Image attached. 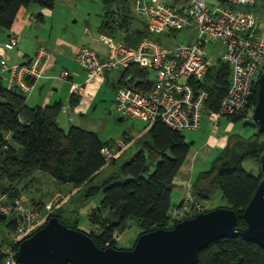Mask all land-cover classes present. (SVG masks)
Wrapping results in <instances>:
<instances>
[{"label":"trees","instance_id":"1","mask_svg":"<svg viewBox=\"0 0 264 264\" xmlns=\"http://www.w3.org/2000/svg\"><path fill=\"white\" fill-rule=\"evenodd\" d=\"M56 2L57 0H0V27L11 29L21 9L25 7L38 5L53 9ZM103 2L108 9L113 5H118L120 9L107 12L103 26L101 25L104 28L102 33L111 34L130 46H136L149 36L146 25L135 15L133 6L128 4L129 0ZM116 14L121 16L119 24L114 18ZM177 31L182 30H173V33ZM128 73L133 74L132 81L137 88L149 90L153 86L154 80L150 71L136 65L125 71L119 85L124 83ZM231 81L230 64L219 61L211 67L206 82L211 96L205 105L204 116L220 110ZM253 90L250 105L245 112L224 116L234 123L249 119L250 115L251 119L245 121V125L256 128L252 137L247 139L231 134L230 144L219 153L211 163L210 169L201 173L192 190L195 200H208V194L214 187L220 188L229 203L224 207L238 213V225L242 227L247 225L244 218L245 208L263 177L259 161L264 152V132L259 131V125L252 115L258 100L257 81ZM62 109V102L33 107L28 104L24 93L9 89L0 78V194H8L11 201L25 194L35 206L44 208L50 196L48 192H39L37 195L27 193L30 187H35L34 184L43 183L45 177L37 179V173H41V177L50 175L62 184H72L75 191L87 185V196H93L103 190L100 205L89 213L94 228L85 231L102 249H125L117 244L120 235L129 227L130 218L137 219L140 236L159 228H172L176 223L196 216L198 211L194 206L181 218L174 215L182 208L181 204L172 200L174 181L192 149L184 132L167 126L161 120L152 125L145 122L148 138L141 150L118 171L106 176L99 184H94L105 166L116 162L119 157L108 162L102 152L104 147L112 148L114 143L104 141L97 132L80 126L72 125L69 130L63 129L59 125ZM126 139L129 140V137ZM240 142L251 143L256 151L244 153L235 168H222L224 162L231 161L242 153H235L234 156L233 148ZM247 157L259 165L257 173L244 167L243 162ZM151 166H155L152 173ZM38 189L41 187L36 188ZM64 203L51 213L50 218L58 216L69 227L80 229L76 220L79 216H74L73 219L64 216ZM8 219L10 234L16 227L15 220L12 215L0 213V223ZM9 234L0 242V264L4 262L2 247ZM139 236L132 247L126 249H132ZM198 264H264V247L241 236L221 238L201 251Z\"/></svg>","mask_w":264,"mask_h":264},{"label":"built area","instance_id":"2","mask_svg":"<svg viewBox=\"0 0 264 264\" xmlns=\"http://www.w3.org/2000/svg\"><path fill=\"white\" fill-rule=\"evenodd\" d=\"M257 1L133 0V11L149 32L194 28L197 31L195 40L166 47L151 36H146L136 46H130L111 34L101 33V39L107 43L106 58L92 48L83 47L77 54V60L89 76L110 69L119 70L124 75L133 65L149 70L154 80L149 90L137 88L132 81L133 74L128 73L124 78V83L116 91L115 102L119 114L151 125L161 120L167 126L184 132L198 130L202 126L205 105L211 96L206 86L213 66L209 46L220 41L224 52L219 60L232 67V81L220 110L209 114L214 132H217L222 117L246 111L255 82H258L264 70V28L259 27L256 14L250 10ZM114 18L117 24L121 22V16L115 15ZM10 45L16 47L18 38L13 37ZM50 55V49L41 46L24 65L10 66L2 61V73L10 76L9 89L29 91L30 85L23 79L24 75L29 79L42 77ZM152 71L155 72L154 76ZM62 76H69V72L64 71ZM73 93L83 96L86 84H74ZM102 152L108 162L119 155V152L107 146ZM67 199L63 192L56 191L48 197L44 208H39L25 194L14 201L10 200L8 194H0V213L12 215L16 223L2 247L3 264H21L16 258L20 244L45 226L51 213ZM195 204L198 212L206 210L201 204ZM190 206V202L186 203L174 215H185L191 210Z\"/></svg>","mask_w":264,"mask_h":264},{"label":"crops","instance_id":"3","mask_svg":"<svg viewBox=\"0 0 264 264\" xmlns=\"http://www.w3.org/2000/svg\"><path fill=\"white\" fill-rule=\"evenodd\" d=\"M70 2L72 0L68 3ZM54 15L55 12L50 8L32 5L21 9L11 29L6 30L0 27V78L9 88L10 76L2 73V61H6L10 66L24 65L33 58L41 46L48 47L51 55L46 63L42 77L29 79V76L24 75L23 79L29 83L30 90L24 91L20 88V91L25 94L28 104L33 107H45L56 102H62L63 109L59 121L63 122L64 126L76 125L95 131L103 140L100 131H98V123L108 121L113 111L119 114L115 100L123 72L110 69L101 74L89 76L87 70L77 60V54L83 47L92 48L102 58H106L107 43L101 39V36L96 40L95 44L89 42L87 45L90 46H83L85 44L77 46L59 35L56 38L55 48L51 49L45 42H48L53 35L52 23ZM89 30L90 28L87 29L88 33ZM102 32L101 28L99 33ZM13 37L18 38L16 47H11L10 45ZM74 37L76 38L77 35H74ZM100 40L105 43L106 49L100 46ZM64 71L69 72V76L63 77ZM77 83L86 84V93L83 96H76L73 93V85ZM125 118L127 117H121V119ZM135 121L144 123L145 131L142 134H145L147 124L141 120ZM204 121L200 129L189 130V135L193 136V139L190 141L187 138V140L192 144V149L174 181L172 200L173 202L174 200H180L175 202L176 204H181L183 200L190 198L196 199L192 195V190L196 181L195 170L197 165L203 166L200 170L205 169L211 158L217 157L230 144V135L234 127L233 122L228 121L225 129H222L221 125L218 132H213V135H209V124ZM195 132H200L201 136L195 138L193 135ZM126 137L128 135L123 137L124 142L127 141ZM104 141L113 142L112 139ZM112 148H115V144ZM51 193L50 191L49 194Z\"/></svg>","mask_w":264,"mask_h":264},{"label":"water","instance_id":"4","mask_svg":"<svg viewBox=\"0 0 264 264\" xmlns=\"http://www.w3.org/2000/svg\"><path fill=\"white\" fill-rule=\"evenodd\" d=\"M258 85L253 116L259 131L264 132V70ZM233 149L234 156L242 153L224 162L222 168L233 169L244 153L256 151L251 143L242 142ZM259 163L263 177L245 208V227L238 225L239 215L235 210L218 207L199 212L172 228L143 233L132 249H102L88 233L69 227L53 216L20 244L16 258L21 264H198L201 251L221 238L241 236L264 247V152Z\"/></svg>","mask_w":264,"mask_h":264},{"label":"rangeland","instance_id":"5","mask_svg":"<svg viewBox=\"0 0 264 264\" xmlns=\"http://www.w3.org/2000/svg\"><path fill=\"white\" fill-rule=\"evenodd\" d=\"M69 1L70 0H64V2H62L60 0H57L55 4L56 6L52 9L55 12L52 23L53 35L48 42H45V44H47L51 49L55 48L57 40L56 38L59 35L77 46H81L82 44H85L83 46H90L87 45L89 44V42L91 44H95L96 40L100 38L101 33H99V31L102 28L101 25L103 26L102 23L106 19L107 12L109 10L118 11L120 9L118 5L110 6L108 9L103 0H72V2L68 3ZM128 4L133 6V0H129ZM35 6L38 7V5ZM250 10H252L256 14L259 27L264 28V14H262L264 12V0H258L255 6L253 8H250ZM137 17L141 21L140 17ZM136 20L137 22L139 21L138 19ZM89 28L90 30L88 33L87 29ZM102 31L104 32V28H102ZM196 34L197 31L194 28H187L175 33H173V31L162 33L148 31L149 36H151L159 43L165 45L166 47H174L179 44L190 43L195 40ZM74 35H77V37L75 38ZM119 38H121V35L119 36ZM100 46H102L103 49H106L105 43L101 42V40ZM223 52L224 51L220 41H216L209 46V53L211 54V61L213 62V65H216V63L220 61L219 59L223 55ZM208 58H210V56ZM152 75H155L154 71H152ZM121 117L122 116L113 111V114L108 121L98 123V131H100L103 140L112 139L113 143L115 144L114 149L115 151H119L120 155H118L119 157L116 159V162L105 166L101 174H99V176L93 182L94 184H99L106 176H109L113 172L118 171L123 164L132 160L135 154H137L141 150L143 142H145L148 138V132L146 134H142L145 131L143 122L135 121L130 118L121 119ZM248 118L251 119L250 115L248 116ZM249 119L245 118V120L243 121L234 122V127L231 134L234 133L237 136L247 139L252 137L251 135L255 132L256 128L253 126L245 125V121H250ZM204 120V122H208L209 124V135H213L214 133H216L214 132L213 123L209 121L210 117L208 115H205ZM227 122L228 118L223 117L221 119L220 128L222 125V129H225ZM59 125L65 130H69V127H71L64 126L63 122L61 121H59ZM189 132V130H186L184 131V134L191 141L193 139V136H190ZM125 135H128L129 137V140H127L126 142H124L123 140V137H125ZM193 135L195 136V138H199L201 136V133L195 132L193 133ZM215 158L216 156L211 158L209 163L206 164V168L203 170H200L201 168H203V166L197 165L195 170V180L198 179L201 173L210 169L211 163L215 160ZM243 165H245L244 167L248 170L256 173L258 172L259 165L249 157L246 158V160L243 162ZM154 170L155 166H151L150 172L152 173ZM39 174L41 173L36 174L37 179L45 177L43 178V183L36 184L34 185L35 187H30V189L27 190V193L37 195L39 192L40 194H45L47 192L50 193L51 191L52 193L50 195H52L56 191L63 192L68 196L67 201L63 205L64 216L70 219H73L74 216L75 218L79 216L76 218V220L78 221V227L87 232L92 230L94 226L91 224V221L89 219V213L93 208L100 205L104 195L103 190L93 196H87V185L82 186L78 188L77 191H75L73 190L74 186L72 184H62L55 181L54 178L50 175L41 177ZM39 187H41V189L36 190V188ZM208 195L210 197L208 200H183L181 205L185 206L186 203L190 202V208L192 209L193 206L197 205L195 203H199L203 206V209H206L205 211L229 205V203L224 198L221 189L218 187H214L213 191ZM199 198L202 199L201 197ZM179 201L180 200H174V203ZM181 217L182 215H177V218ZM9 221L10 219L0 223V242L6 239L9 234L10 230L7 225ZM128 223L129 227L122 235H120L118 239L117 246L120 248L126 249L132 247L134 241L139 236L140 227L138 225L137 219L130 218Z\"/></svg>","mask_w":264,"mask_h":264},{"label":"clouds","instance_id":"6","mask_svg":"<svg viewBox=\"0 0 264 264\" xmlns=\"http://www.w3.org/2000/svg\"><path fill=\"white\" fill-rule=\"evenodd\" d=\"M260 74H261V73H260ZM258 80H259V78H258ZM221 207H224V206H221ZM198 213H199V212H198ZM198 213H197V214H198Z\"/></svg>","mask_w":264,"mask_h":264}]
</instances>
